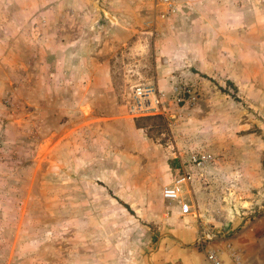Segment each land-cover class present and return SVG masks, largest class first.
Masks as SVG:
<instances>
[{
	"label": "rangeland",
	"instance_id": "obj_1",
	"mask_svg": "<svg viewBox=\"0 0 264 264\" xmlns=\"http://www.w3.org/2000/svg\"><path fill=\"white\" fill-rule=\"evenodd\" d=\"M46 1L53 4L55 18L50 63L38 54L36 66L29 63L31 54L23 53L21 69H0V263L89 264L88 253H95L103 264H143L141 257L155 240L147 218L158 209L161 187L177 165L167 156L170 144L182 159L189 151L213 155L199 168L187 165L191 180L184 188L186 198H199L206 230H241L244 200L258 206L255 200L259 203L264 194V84L260 92L251 90L248 100L239 97L237 85L227 86L230 78L220 64L205 74L186 64V56L157 53L159 44L161 49L174 44L170 21L179 11L159 18L152 0ZM36 13L27 31L34 35L42 24L37 22L41 12ZM113 17L126 21L132 41L146 38L147 45H134L132 54L119 53L114 63L112 46L100 55L111 61L119 101L125 85L136 80L184 81L197 91L192 106L169 105L170 115L180 112L169 126L160 117H135L148 139V152L127 151L122 142L110 150L104 138L79 123L87 108L72 100L75 83L88 73L84 55H95L92 42L101 40L91 36L85 47L78 38L85 30L107 36ZM67 36L68 53L55 44ZM109 99L94 103L100 108ZM218 239L204 245L213 247Z\"/></svg>",
	"mask_w": 264,
	"mask_h": 264
},
{
	"label": "crops",
	"instance_id": "obj_2",
	"mask_svg": "<svg viewBox=\"0 0 264 264\" xmlns=\"http://www.w3.org/2000/svg\"><path fill=\"white\" fill-rule=\"evenodd\" d=\"M177 2L179 12H176L175 18L170 21L175 28L173 35H169L173 36L174 44L162 49L159 44L157 53L161 52L166 56L172 54L177 59L180 55L186 56L185 58L188 57L185 60L186 64L205 74H210L220 64L221 69L227 70L225 77L230 78L233 85L241 89L239 97L251 100L249 92H252L251 90L255 93L260 92V85L264 84L262 64L264 0H177ZM53 9V4L46 0H0L1 70L21 69L23 53L31 54L29 63L34 62L36 66L38 54L43 57L41 60L50 63L49 55L52 53L55 34ZM39 11L40 19H37V22L42 23L41 30L37 31L36 35L32 31L28 33L27 31L31 30L28 22L32 21ZM119 20L113 17V31L107 36L100 33L97 36L89 35L85 30L82 32L83 37L81 35L78 38L85 40L83 43H86L85 47H89L87 43H90L91 36L101 40L92 42L91 49L95 55H84L82 63L88 73L83 81L75 83L77 93L76 98L73 97L72 100L83 103L87 108L81 113L79 123H83L88 132L104 138L111 145L110 150H113V145L118 146V143L122 142L125 143L127 151L133 149L139 154L148 152V139L143 129L135 126L137 118L128 115L118 100L116 85L110 74V59L100 56L107 51V47L112 46L114 63V57L119 53L125 55L137 52L134 45L142 49L147 46L146 38L139 37L137 41H132L133 31L128 29L125 20L121 18ZM27 37L29 41H26ZM69 42L71 41L67 36L55 44L63 46L68 53V46L71 44ZM74 42L75 40L72 41ZM224 61L228 64L224 65ZM156 79L159 86L168 87L163 78ZM104 97L110 98V104L96 107L94 102L103 100ZM67 98L71 100V96H66ZM167 153L170 154L167 156L172 158V152ZM172 161L174 165L178 163L177 159ZM183 197L191 210H195V214L181 215L177 202H164L160 197L158 209L146 217L152 222L150 226L154 230L155 240L147 246L141 257L143 264H209L205 252L210 248L215 249L219 264H264L263 193H260L259 203L255 200L254 204L258 206H251L249 205L251 201L244 200L248 205L243 206L244 209L241 211L243 214L240 222L244 225L243 228L237 233L219 236L217 241L211 243L213 247H209L208 243L199 245L195 242L197 234L206 231L201 220L203 207L199 198L195 195ZM125 210L126 208L123 211ZM128 220L130 218H125L126 223ZM88 250L87 252H90L91 249ZM231 252L238 256L237 261L232 258ZM92 254L94 257H91ZM92 254L87 255L89 264H103L101 256L95 257L96 254Z\"/></svg>",
	"mask_w": 264,
	"mask_h": 264
},
{
	"label": "built area",
	"instance_id": "obj_3",
	"mask_svg": "<svg viewBox=\"0 0 264 264\" xmlns=\"http://www.w3.org/2000/svg\"><path fill=\"white\" fill-rule=\"evenodd\" d=\"M153 7L157 8L156 15L159 18H166L167 15L175 13L177 4L175 0H152ZM159 7V8H158ZM154 9V10H155ZM120 103L123 105L126 113L132 117H160L166 121L169 126L172 119L180 116V112L174 115L169 114V105L175 107H190L195 104L197 91L194 85L184 81H170L168 91L160 89L155 81L147 80L139 82L138 80L127 83L120 93ZM167 145V143H166ZM172 152V159H177V165L174 167V175L170 182L161 187L160 195L164 201H175L179 205L181 215L194 213L189 203L185 200L184 188L189 185L191 174L187 165L199 168L213 160V155L209 152L189 151L184 159L172 150V145H168ZM223 229H211L200 231L195 237V242L202 245L206 241H213L215 238L223 235H229L231 231ZM232 258L237 261L238 256L230 253ZM205 258L209 264H219L215 249L210 248L205 252ZM0 264H14L12 261L2 262Z\"/></svg>",
	"mask_w": 264,
	"mask_h": 264
},
{
	"label": "trees",
	"instance_id": "obj_4",
	"mask_svg": "<svg viewBox=\"0 0 264 264\" xmlns=\"http://www.w3.org/2000/svg\"><path fill=\"white\" fill-rule=\"evenodd\" d=\"M225 82H226L227 86L234 87L230 80L227 79ZM222 91L224 92L225 89L222 90ZM228 94L231 96V98H232L233 100H237V97H236L233 93H228ZM144 119H145V118H144ZM137 120H140V119H135V126H136V127H140V124L137 123ZM119 203H121V202H119ZM121 204H123V206H124L129 212H130L129 207H128L126 204H124V203H121Z\"/></svg>",
	"mask_w": 264,
	"mask_h": 264
}]
</instances>
